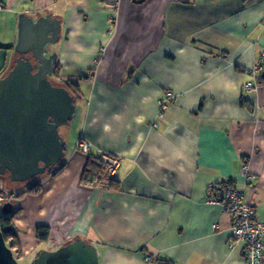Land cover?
<instances>
[{
    "label": "water",
    "instance_id": "obj_1",
    "mask_svg": "<svg viewBox=\"0 0 264 264\" xmlns=\"http://www.w3.org/2000/svg\"><path fill=\"white\" fill-rule=\"evenodd\" d=\"M19 15L16 62L0 78V175L28 181L46 171L40 21L27 12ZM15 209V202L6 200L0 218ZM0 264H21L1 224ZM32 264H50L49 250Z\"/></svg>",
    "mask_w": 264,
    "mask_h": 264
},
{
    "label": "crops",
    "instance_id": "obj_2",
    "mask_svg": "<svg viewBox=\"0 0 264 264\" xmlns=\"http://www.w3.org/2000/svg\"><path fill=\"white\" fill-rule=\"evenodd\" d=\"M21 12H27L31 16L39 18V0H0V78L16 62L17 54L14 44L18 39V22ZM36 181L40 183V191H29V194L20 197L18 212L13 217L20 246L25 253L23 255L27 256L38 249L35 258L43 250H49V248H43L39 251L40 243L43 240L41 241L36 234L38 225L48 226L46 173L41 174ZM31 193L33 194L31 195ZM45 243L49 244V239Z\"/></svg>",
    "mask_w": 264,
    "mask_h": 264
},
{
    "label": "trees",
    "instance_id": "obj_3",
    "mask_svg": "<svg viewBox=\"0 0 264 264\" xmlns=\"http://www.w3.org/2000/svg\"><path fill=\"white\" fill-rule=\"evenodd\" d=\"M0 176L1 177H5V175H0ZM38 178H34V179L38 180ZM28 188H27L28 190L26 189L23 192L22 191H17V192L13 191V192H11L10 193V197H8L7 200H12V198L21 197V196H23L26 193V191H28V192L29 191L30 192H38L41 189L40 183L37 182V181L34 182V184L29 185ZM17 212H18V209H15L13 211V213L7 214V215H3L0 218V224H1V227L3 229V234L5 235V238H6L7 242L11 245V247H13V248L17 247V254H18V256H20V255H22V247L20 246V239L18 238V235H17V229L15 228L14 223H12L13 217H14V215H16ZM9 225H12L11 229L9 228ZM36 234H37V237L41 241L42 240H48L49 239L48 226L45 225V224L38 225L37 228H36Z\"/></svg>",
    "mask_w": 264,
    "mask_h": 264
},
{
    "label": "rangeland",
    "instance_id": "obj_4",
    "mask_svg": "<svg viewBox=\"0 0 264 264\" xmlns=\"http://www.w3.org/2000/svg\"><path fill=\"white\" fill-rule=\"evenodd\" d=\"M38 177H40V175H38L36 178H38ZM35 181H33V180H28V181H19V180H17V181H13L6 174H5V177H1L0 176V194L2 196H4V199L0 201V213H1V210H2L3 204L6 202L8 197H10V193L11 192L20 191V190L24 189L25 187L28 188V186L34 184L33 182H35ZM27 194H29L28 191H26V194H24L23 196H25ZM32 194L33 193H31V195ZM23 196H21V197H23ZM19 198L20 197H17V198H14V199L12 198V200L15 202L16 209H18V207L20 206V202H18ZM14 217H15V215H14ZM17 235H18V233H17ZM18 238H19V235H18ZM45 242H46V240H43V242L40 243L39 251L42 250L43 248H49V244H47ZM13 251H14L15 257L18 258V261L21 264H32V262L35 260L34 256L38 253V249H37V250L32 251L27 256H25V255H23L25 253H24V250L22 249V255L18 256L17 247H14Z\"/></svg>",
    "mask_w": 264,
    "mask_h": 264
},
{
    "label": "flooded vegetation",
    "instance_id": "obj_5",
    "mask_svg": "<svg viewBox=\"0 0 264 264\" xmlns=\"http://www.w3.org/2000/svg\"><path fill=\"white\" fill-rule=\"evenodd\" d=\"M45 172H46V171H45ZM45 172H44V173H45ZM5 174L8 175V173H5ZM41 174H43V173H41ZM41 174H40V175H41ZM35 178H36V177H35ZM28 180H33V181H35L36 179L31 178V179H28ZM35 182H36V181H35ZM33 183H34V182H33ZM26 189H27V187H25L24 189H22V190H20V191L23 192V191H25ZM0 196L4 198V196H2V195H0ZM13 199H14V198H13ZM12 223H13V221H12ZM9 226H12V225H9ZM14 226H15V225H14Z\"/></svg>",
    "mask_w": 264,
    "mask_h": 264
},
{
    "label": "built area",
    "instance_id": "obj_6",
    "mask_svg": "<svg viewBox=\"0 0 264 264\" xmlns=\"http://www.w3.org/2000/svg\"><path fill=\"white\" fill-rule=\"evenodd\" d=\"M3 198L0 196V201L2 200Z\"/></svg>",
    "mask_w": 264,
    "mask_h": 264
},
{
    "label": "clouds",
    "instance_id": "obj_7",
    "mask_svg": "<svg viewBox=\"0 0 264 264\" xmlns=\"http://www.w3.org/2000/svg\"><path fill=\"white\" fill-rule=\"evenodd\" d=\"M2 198H3V197H2ZM3 199H4V198H3ZM3 199H2V200H3Z\"/></svg>",
    "mask_w": 264,
    "mask_h": 264
}]
</instances>
